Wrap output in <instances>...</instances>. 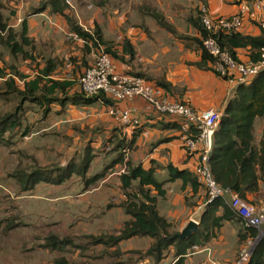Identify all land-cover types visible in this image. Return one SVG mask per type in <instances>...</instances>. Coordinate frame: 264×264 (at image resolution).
I'll use <instances>...</instances> for the list:
<instances>
[{"label": "crops", "instance_id": "crops-1", "mask_svg": "<svg viewBox=\"0 0 264 264\" xmlns=\"http://www.w3.org/2000/svg\"><path fill=\"white\" fill-rule=\"evenodd\" d=\"M99 1L91 11L84 1L72 0V7L58 13L53 12L50 5L38 10L41 0H9L11 22L25 23L26 37L34 46L30 52L33 61L26 59L23 64L29 65L36 74L26 79L25 87H31L38 94L45 89L49 98H55L48 105L47 114L43 116L42 113L45 106L37 110L41 127L30 135L53 136L58 138L57 141H66L67 153L74 155V165L84 156L92 158L83 180L74 175L71 190L65 184L71 178L59 184L40 182L33 189L37 191L33 198L47 209L50 222L59 224L66 220L70 225L69 215L73 213L66 214L63 219V212L74 211V228L81 237L116 236L131 220L120 207L125 196L119 177L125 172L126 163L140 165L145 170L152 168L157 181L164 183L165 194L157 198L156 211L171 224L170 232L178 234L190 220L198 218V207L205 198L199 182L200 186L193 192L189 185L182 187L179 180H168V165L193 174L197 165V156L181 149L180 119L153 112L140 98L94 99L91 104H83L76 100L80 95L78 80L92 65L95 55L110 48L118 57L111 58L117 73L155 85L172 102L186 103L197 113L211 109L223 115L228 103L236 96L237 86L216 76L209 62L201 63V50L197 44L202 37L197 28L198 0ZM207 2L213 19L234 15L238 10L237 0ZM154 15L169 28L160 25ZM68 19L90 34L97 31L105 45L95 47L92 42L78 38L70 29ZM243 34L259 36L261 31L248 25ZM248 54V49H240L236 51V58L249 61ZM73 97L74 102L79 103L73 104ZM111 108L127 111L130 120L137 124L128 126L114 120L108 114ZM263 132L264 118H256L252 133L256 146ZM48 150L50 154L59 151L57 148L51 151L50 147ZM102 172L104 175L100 179L85 187V181L89 182ZM259 189L258 193L246 197V201L257 208L264 207L262 182H259ZM72 193L73 209L70 205ZM152 194L155 193L152 191ZM218 202L207 207L199 220V230L209 237L198 239V244L183 256L182 264H231L235 260L243 244L239 238L242 226L232 220L223 221L218 228L213 227L214 219L223 212ZM152 243L149 237L135 236L109 249H118L123 257L141 254L144 259H137L135 264H175L178 261L180 256L176 255L174 244L167 248L159 262L144 256Z\"/></svg>", "mask_w": 264, "mask_h": 264}, {"label": "trees", "instance_id": "trees-1", "mask_svg": "<svg viewBox=\"0 0 264 264\" xmlns=\"http://www.w3.org/2000/svg\"><path fill=\"white\" fill-rule=\"evenodd\" d=\"M46 5H50L52 11L58 13H62L68 9V5L64 0H42V4L38 10H41ZM3 8L4 6L0 1V44L9 50L12 57L19 55L23 60L30 59L33 61L32 54H30L31 51L24 50V46L34 48L32 42L26 37L25 23H22L18 33H14L8 27L7 21L1 13ZM154 17L160 25L169 28L158 15H154ZM197 18L199 22L198 5ZM68 24L78 38L92 42L95 47L105 45L97 31H94L92 34L83 31L71 19H68ZM197 28L200 30L202 36L201 40L197 41L202 55L201 63H210L212 59L203 50L201 45L202 39L210 35L201 28L200 22ZM214 38L220 48L226 50L236 60L237 50L248 49L249 60L254 63L259 61V50L264 46V34L262 31L259 36H250L243 33H220L214 36ZM104 52L111 58L118 59L117 55L110 48L104 49ZM47 72H49V64H47ZM12 75L17 76L15 73H12ZM4 77L5 73L1 71L0 78L3 79ZM4 85L8 90L7 94L13 93L20 98V104L30 102L40 107L45 106L42 111L43 116L49 112L48 105L55 101V98L48 97L49 95L45 92V89L38 91L39 94L31 87H25L24 90L18 89L11 77L4 80ZM40 93L43 95H40ZM94 99L109 100L102 94L86 97L81 92L76 97V100H79L83 104H91ZM72 102L73 104L79 103L77 101L74 102V97ZM20 111L21 107H17L14 112L5 114L0 118V145L5 134L14 131V129L20 126L18 117ZM256 118H264V71L248 85L237 87L236 96L225 108L218 128L214 133V149L208 160L216 182L222 187L230 189L245 201L247 200V194L259 192V182L264 184V132L259 145L256 146L252 135L253 123ZM27 134L25 131L22 133V136H26ZM192 134L197 135L194 131ZM91 159V157L86 156L79 164L74 165V163H69L66 168L57 167L52 170L35 168L27 173L15 172L13 178L16 179L22 192L33 190L40 182L59 184L68 180L72 174L83 180L90 167ZM166 171L169 181L179 180L182 187L189 185L193 192L200 186L196 176L188 170H178L172 165H168ZM51 173L55 176L54 179L50 177ZM103 175L104 172L94 175L89 182H84L85 187L93 185ZM119 178L121 189L125 196V200L120 204V207L126 215L131 217V220L124 224L116 236L85 237L91 240L93 244L111 248L117 246L120 241L135 236L149 237L153 240V243L144 253V256L152 258L155 262H159L167 248L174 244L176 255L180 256L175 264H182L183 256L187 254L188 250L198 244L197 240L209 237V235L204 236L203 232L199 230L189 239L170 240L175 234L170 232L172 228L171 224L156 211L157 198H161L165 194L163 189L164 183L157 181L152 168L145 170L140 165L133 166L126 163V170ZM134 183L136 184L134 185ZM152 191L155 194H152ZM218 203L222 207L223 212L220 217L214 219L213 227L218 228L223 221L233 220L242 226V230L239 232L240 241L244 242L246 239L256 236L257 232L254 229L243 227L240 219L233 214L227 204L221 200ZM66 244H68L67 239L61 240L55 235H49L45 239L44 246L49 250L61 251ZM54 264H68V261L61 257L55 259ZM249 264H264V234L256 246Z\"/></svg>", "mask_w": 264, "mask_h": 264}, {"label": "rangeland", "instance_id": "rangeland-1", "mask_svg": "<svg viewBox=\"0 0 264 264\" xmlns=\"http://www.w3.org/2000/svg\"><path fill=\"white\" fill-rule=\"evenodd\" d=\"M0 1L4 6L1 13L7 21L8 27L14 33H18L21 23L11 22L9 0ZM69 1L72 5V0ZM82 1H84V5L85 3L89 5L87 7L91 11L94 9L93 6L100 3L99 0ZM33 49L30 46H24L26 51L33 52ZM23 63V59L19 55L12 57L9 50L0 44V72L4 71L5 73V77L0 78V118L14 112L17 107H21V111L18 113L20 126L5 134L0 145V264H54L55 259L61 257L65 258L68 264H135L137 259H144L141 254H137V256L129 254L123 257L118 249L110 250L101 245L96 246L91 240L86 239L85 235L82 237L81 234L78 235V230L74 228V211L64 210L65 212H63L65 214L63 219H66V214L73 213L72 216L69 215L70 225H67L69 223L66 220H62L64 222L59 224L52 220L50 222L48 220L50 217L45 212L47 209L39 206L40 202L33 198V195L37 193L36 189L31 190L30 193L20 190L16 179L13 178L15 172L27 173L35 168L52 170L57 167L61 168V165L66 168L69 163L76 164L74 155L67 153L66 141H57L58 138L53 136L30 135L31 132L41 127L40 113L37 110L43 107L30 102L20 104V98L16 94H7L8 90L4 85V80L11 77L15 86L21 90L25 87L26 79L35 76L36 72L32 71L29 65ZM31 67L34 68L32 64ZM21 70H24L25 73ZM25 131L28 134L22 136ZM60 144L62 146L59 147ZM48 147L51 151L56 148L59 151L56 154H50ZM68 157L71 158L68 159ZM45 162L48 164L43 165ZM50 177L55 178L52 173ZM70 178L71 180L68 179L69 181L65 183L69 190L74 187V174ZM73 202L74 193L70 195L72 209ZM80 213L82 212L80 211ZM112 218L113 216H111ZM261 230L264 231V226ZM110 233L114 234V232ZM49 235H55L61 240L67 239L68 244L61 251L49 250L44 246L45 239ZM106 235L109 236V234L101 236Z\"/></svg>", "mask_w": 264, "mask_h": 264}, {"label": "built area", "instance_id": "built-area-1", "mask_svg": "<svg viewBox=\"0 0 264 264\" xmlns=\"http://www.w3.org/2000/svg\"><path fill=\"white\" fill-rule=\"evenodd\" d=\"M65 3L72 7L71 2ZM238 10L234 15L211 18L208 12L207 0H198V17L201 28L210 36L202 39L203 50L211 57V71L221 79L234 86L248 85L264 71V46L259 50L260 59L257 62L238 61L226 50H222L214 36L217 34L244 33L248 25H254L264 34V0H237ZM79 91L86 97L99 94L114 101L140 98L150 109L158 114L172 119H180L181 148L186 154L197 156L194 175L204 189L205 198L198 207L201 214L209 205L218 200L224 201L233 214L240 219L244 228L254 229V238L244 241L236 259L231 264H249L256 246L262 239L264 231V207L241 199L230 189L219 185L209 166L208 160L213 152L214 133L220 123L221 114L215 110L194 112L186 103L172 102L165 92L140 78L126 76L116 72L111 57L100 50L95 59L78 80ZM108 114L114 120L128 126H135L137 121H131L127 111L109 109ZM197 135H193L192 132ZM200 214L198 218L200 217ZM197 218V219H198Z\"/></svg>", "mask_w": 264, "mask_h": 264}, {"label": "water", "instance_id": "water-1", "mask_svg": "<svg viewBox=\"0 0 264 264\" xmlns=\"http://www.w3.org/2000/svg\"><path fill=\"white\" fill-rule=\"evenodd\" d=\"M199 230V223L195 222L194 220H190L186 227L178 234H175L171 237L170 240L173 239H179V240H184V239H189L191 238L194 234H196Z\"/></svg>", "mask_w": 264, "mask_h": 264}, {"label": "clouds", "instance_id": "clouds-1", "mask_svg": "<svg viewBox=\"0 0 264 264\" xmlns=\"http://www.w3.org/2000/svg\"><path fill=\"white\" fill-rule=\"evenodd\" d=\"M68 8H69V6H68ZM180 135H181V131H180ZM181 149H182V148H181ZM213 149H214V145H213ZM213 176H214V175H213ZM214 178H215V177H214ZM197 182H198V180H197ZM218 201H219V200H218ZM221 201H222V200H221ZM223 202H224V201H223ZM247 202H248V201H247ZM214 203H215V202H214ZM248 203H249V202H248ZM250 204H251V203H250ZM252 205H253V204H252ZM209 206H210V205H209ZM209 206H208V207H209ZM206 209H207V208H206ZM206 209H205V210H206ZM205 210H204V211H205ZM201 214H202V213H201ZM201 214H200V217H199L198 219H192V220H194V221L197 222V223H200L199 220H200V218H201ZM243 243H244V242H243Z\"/></svg>", "mask_w": 264, "mask_h": 264}]
</instances>
